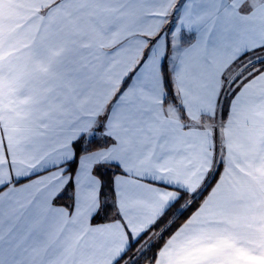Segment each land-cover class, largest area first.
Listing matches in <instances>:
<instances>
[{"label": "snow or ice", "instance_id": "obj_1", "mask_svg": "<svg viewBox=\"0 0 264 264\" xmlns=\"http://www.w3.org/2000/svg\"><path fill=\"white\" fill-rule=\"evenodd\" d=\"M0 264H264V0H0Z\"/></svg>", "mask_w": 264, "mask_h": 264}]
</instances>
